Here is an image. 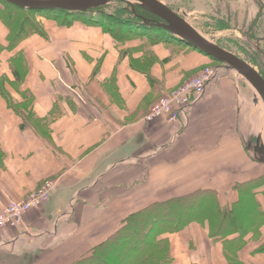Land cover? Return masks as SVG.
Returning a JSON list of instances; mask_svg holds the SVG:
<instances>
[{
	"label": "crops",
	"instance_id": "0c3cea01",
	"mask_svg": "<svg viewBox=\"0 0 264 264\" xmlns=\"http://www.w3.org/2000/svg\"><path fill=\"white\" fill-rule=\"evenodd\" d=\"M202 2L203 12L242 5ZM39 26L13 42L0 17V211L48 179L56 187L23 226L0 228V264L86 261L141 211L198 193L242 222L219 230L221 218L200 213L178 225L171 212L152 233L133 230L132 255L143 254L127 264H264V164L244 147L236 75L212 80L187 118L149 121L152 105L211 56L124 26L48 17Z\"/></svg>",
	"mask_w": 264,
	"mask_h": 264
},
{
	"label": "rangeland",
	"instance_id": "374dc122",
	"mask_svg": "<svg viewBox=\"0 0 264 264\" xmlns=\"http://www.w3.org/2000/svg\"><path fill=\"white\" fill-rule=\"evenodd\" d=\"M162 1H164L167 5H169L172 9L176 11H181V12H186V13L188 12L190 13V11L193 12L190 18H188V21L192 25H194L199 31H201L207 38L211 39L212 41L218 43L222 47L241 56L243 59L247 60L253 66L255 65L257 66V63L259 62V58H260V55L257 54V52H259L258 51L259 49L256 45L258 44L257 40L262 39L261 41L263 42L261 44V47H262L261 50H264V16L257 17L256 19H254L252 23L249 24L252 17H245L243 15H240L238 17L236 16L229 17L227 15L228 12H227L226 6L223 9L218 10V11H216V9L210 10V8H207L208 12H203L205 11V8L200 6V5H203L202 0H162ZM236 1H237V4L242 2V0H236ZM207 3L211 4L212 2L208 1ZM0 4L5 7L11 8L12 10H14V13H18V15H20L19 18H17L18 21L14 24H17V23L19 24L20 22L27 20L28 22H27L26 27H29V28H31L30 22L34 23L35 20L40 23L44 17L52 18L53 16L55 17L57 15H59L60 18L64 19L66 14H73V16L82 17L80 18L82 20L83 19L86 20L89 18H92V19H102V18L104 19L105 18L106 19L107 17L102 16V13L105 12V13H112V14L122 16L123 18H126L127 20H130V21L142 22V19L139 18L133 12L132 6H130L129 3L124 2V1H113L105 6H101L99 8L93 9L91 12H87V13L69 12L66 10H65L66 12L65 11L60 12L59 10H41V11L33 12L29 10L15 9L12 6L5 4L2 0H0ZM137 6H140V5L135 4V11L137 9ZM142 8L138 7L137 11L139 10V12H142V10L145 9V8L143 9ZM94 12H96L97 14H95ZM181 12H178V13L181 14ZM181 15L186 16L183 14ZM107 20H111V19L108 18ZM115 21H119V20H115ZM111 22L113 21L111 20ZM120 22L124 25H129V23L126 24V23H123V21H119L118 23ZM104 25L109 26L108 22H105ZM250 30H251V34L249 35ZM156 33L157 34L153 33V35L156 38H161V39L164 38L162 36H165L166 34V33H163L162 31H156ZM157 35H159V37ZM262 57H264V54H262ZM217 62L218 61H214V59H212L211 63L207 66L221 65L222 71H221V74H219V76L225 73H233L236 75V78L242 83V86L239 88L243 95V101H245V103L248 105V107L246 108L247 111L245 110L248 115V120L245 118V124L243 125V129L244 127H246L248 130V134L246 133V131L244 132V130H242V132L240 133L242 134V138L245 143L244 144L245 149L247 150L248 153L252 154L253 156L254 155L253 148H250V150L248 148L250 147V143L251 142L254 143L256 141L257 136L261 133V132L257 133L256 130H254V128L259 126V123H257L259 120H260V123L264 124V101L261 98V96L258 95L257 91L251 86V84L248 83V81L244 79V77H242L236 70L228 69L227 67H225L226 66L225 64L223 63L219 64L220 62L219 63ZM248 110H250L252 114H248ZM257 118L259 119L257 120ZM177 214L179 213L178 212L173 213L170 219L179 221V219L176 216ZM140 215H143V213H141ZM147 217H149V214ZM186 219L188 218H185V220ZM185 220H183L182 222H184ZM152 230L154 231V228ZM130 244L131 243H129L127 246L130 248L129 253H127V251L117 252L115 248H111L109 250L110 252H108L109 253L108 255H110V257H113V258H108L109 260L108 264H127L133 259V257L135 259L139 258L143 253L139 257L137 256L139 253H134L133 254L134 256H133L132 251L134 248L132 249ZM136 251H139V250L137 249ZM111 253H114V254H111ZM125 253H126V257L123 258Z\"/></svg>",
	"mask_w": 264,
	"mask_h": 264
},
{
	"label": "trees",
	"instance_id": "16d2710c",
	"mask_svg": "<svg viewBox=\"0 0 264 264\" xmlns=\"http://www.w3.org/2000/svg\"><path fill=\"white\" fill-rule=\"evenodd\" d=\"M2 1L5 4L12 6L18 10H29V11H33V12L41 11V10L20 8L14 4L6 2L5 0H2ZM59 11L63 12L65 10H59ZM94 13L97 14L96 12H94ZM19 16L20 15H18V13H14V10H12L11 8L5 7V6L0 4V17L10 27L13 42H15L16 40H20L22 38V35H24V34L41 31L39 23L36 20L34 23L30 22L31 28L26 27L27 22H28L27 20H24L23 22H20L19 24L18 23L14 24L18 21L17 18H19ZM102 16L107 17V18L106 19L105 18L104 19L103 18L102 19L89 18V19H86L85 21L89 22V23L102 24V25H104L105 22H108L109 26L105 25L108 28H110V26L111 27L119 26L122 29V27L124 26L125 27L124 30L126 32H132V33L142 32V34H149V35L152 34L153 35V33L157 34L156 31H159V30H155L154 28L151 29L148 25H144L142 22L130 21V20H127L126 18H123L122 16H119L116 14L104 12V13H102ZM55 17L60 18L59 15H57ZM80 18H82V17L73 16V14H66L64 20H65V22H71V21H74L77 19L79 20ZM108 18H110L113 22H111V20H107ZM115 20L123 21V23H126V24L129 23V25H124L121 22L118 23L119 21H115ZM137 20H139V19H137ZM161 31L163 33H166L165 36H162V37H164L162 39L166 38V39H170V40L175 39V40L182 41L178 37L171 35L166 30L165 31L161 30ZM157 36L159 37V35H157ZM154 39H161V38L154 37ZM214 61H218V60L214 59ZM219 62L220 61H218L217 63H219ZM221 63L222 62H220L219 64H221ZM260 179H258V181ZM216 201H217V199H216V196L214 193L213 194L212 193H207V194L198 193V194H194V195L190 196L189 198L174 200L173 207L171 210H168V209L166 210L165 208H158L156 206L150 207L146 210H143L139 214H137L136 216H133L132 218H130L128 220L127 225L123 228L120 235L115 236V234H114L108 240V242L102 248L103 249L102 252H99V250H98V251H96V253H94V256L92 258H88V259H86V261H85V259L81 260L80 262L77 261L74 264H108V262H109L108 258H113V257H110V255L106 256V254H109L108 252H110L109 250L111 248H115L117 251V244L124 243L120 247L121 249L123 248V245H127L129 243L132 244L133 239H131V238L133 236V230L134 229L139 231L138 234L140 232L143 233L144 231H147L148 233L152 232L153 228L156 229V228H159L162 226V222L164 220V217L167 216L171 212L172 213H176V212L179 213L176 215L177 218L179 219L178 225H181L182 224L181 222L183 220H185V218L190 219V218L196 216L197 214L200 215V213L209 214V216H211L210 214H212L214 216L221 218L223 225L216 226L219 230H221V229L226 230L229 228V226L236 225V223L240 222V221L242 222L241 216L239 215V213L237 214L235 211H228L227 212V211L221 210L218 207V205L215 206ZM212 205H214V207ZM207 206H210V208ZM166 211L168 213H166ZM141 213H143V215H140ZM148 214H149V217H147ZM173 222L175 223L177 221H175L173 219ZM238 226H235V227H238ZM140 242H141L140 240L135 242L136 246L130 244L131 248L132 249L134 248L133 250H137V248L140 246V244H139ZM144 245L146 246L145 249H147L148 248V240H146L144 242ZM125 250L127 251V253H129L130 248L125 247ZM111 254H114V253H111ZM133 259H135V258L133 257ZM140 259H141V257L139 258V262H140Z\"/></svg>",
	"mask_w": 264,
	"mask_h": 264
},
{
	"label": "water",
	"instance_id": "95a60500",
	"mask_svg": "<svg viewBox=\"0 0 264 264\" xmlns=\"http://www.w3.org/2000/svg\"><path fill=\"white\" fill-rule=\"evenodd\" d=\"M20 8L33 10H66L69 12H91L93 9L105 6L113 1H124L132 6L135 11V4L146 10L157 14L164 21L150 23V20L143 18L144 25L163 27L171 35L201 50L223 64L228 69L236 70L244 79L251 84L258 95L264 101V76L262 73L247 60L236 53L222 47L218 43L207 38L201 31L192 25L185 16L172 9L162 0H5ZM264 132V131H263ZM261 132L256 141L250 143L253 148V157L264 164V133Z\"/></svg>",
	"mask_w": 264,
	"mask_h": 264
},
{
	"label": "built area",
	"instance_id": "2783aa9c",
	"mask_svg": "<svg viewBox=\"0 0 264 264\" xmlns=\"http://www.w3.org/2000/svg\"><path fill=\"white\" fill-rule=\"evenodd\" d=\"M221 71V65L203 68L197 75L184 81L171 92L162 95L146 114V120L164 118L171 122L179 118H187L194 101L205 94L207 85L216 79ZM55 187V180L48 179L26 198L9 201L0 211V228L23 226L28 211L48 201Z\"/></svg>",
	"mask_w": 264,
	"mask_h": 264
},
{
	"label": "flooded vegetation",
	"instance_id": "af4514ba",
	"mask_svg": "<svg viewBox=\"0 0 264 264\" xmlns=\"http://www.w3.org/2000/svg\"><path fill=\"white\" fill-rule=\"evenodd\" d=\"M221 2H219V4L217 6H215L214 9H216V11L218 10H221L224 8V5H220ZM241 7L238 6L237 8H233L231 4H228L226 6L227 8V12H228V16L229 17H238L240 15H243L245 17H252L249 24L252 23L254 21V19H256L257 17H262L264 16V0H242L241 2ZM223 6V8H222ZM139 8H142L140 6H137V9ZM136 9V12H134L139 18H141L143 20V18H147L150 20V23H155V22H163L164 20L159 17L157 14L153 13V12H150L148 10H142V12H139V10L137 11ZM143 9V8H142ZM100 10V9H99ZM176 11V10H175ZM177 12H181V11H177ZM181 14L183 15H186L187 13L186 12H181ZM151 29H155V30H163L165 31V29L163 27H156V26H150L148 25ZM157 28V29H156ZM251 34V30H250V33L249 35ZM262 39L260 40H257L258 44L257 47H258V51L257 54L260 55V58H259V62L257 63V66L255 65V67L262 73V75L264 76V57H262V54H264V50H261V44L263 41H261ZM256 54V55H257ZM241 57V56H240ZM261 59V60H260ZM254 60V59H253ZM263 61V63H262Z\"/></svg>",
	"mask_w": 264,
	"mask_h": 264
},
{
	"label": "bare ground",
	"instance_id": "6f19581e",
	"mask_svg": "<svg viewBox=\"0 0 264 264\" xmlns=\"http://www.w3.org/2000/svg\"><path fill=\"white\" fill-rule=\"evenodd\" d=\"M264 125V124H263ZM263 130H264V126H263Z\"/></svg>",
	"mask_w": 264,
	"mask_h": 264
}]
</instances>
